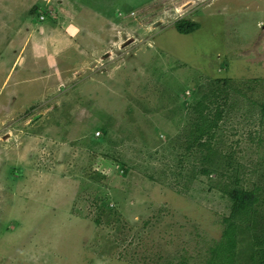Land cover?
<instances>
[{"label":"rangeland","instance_id":"1","mask_svg":"<svg viewBox=\"0 0 264 264\" xmlns=\"http://www.w3.org/2000/svg\"><path fill=\"white\" fill-rule=\"evenodd\" d=\"M263 103L264 0H0V264H206L235 181L203 160L264 191Z\"/></svg>","mask_w":264,"mask_h":264},{"label":"trees","instance_id":"2","mask_svg":"<svg viewBox=\"0 0 264 264\" xmlns=\"http://www.w3.org/2000/svg\"><path fill=\"white\" fill-rule=\"evenodd\" d=\"M37 9H34V12ZM40 17V16H39ZM183 26V25H182ZM181 32L185 31L183 28L180 29ZM229 79L225 80L222 79H215L210 83L212 85V94L208 93L207 95L211 97L217 98V101L214 103H217L216 107V114L212 118H208V116L204 113L206 109H209V105H204V102L199 103L195 109L197 111L200 110L201 115L199 117V120L195 121V132H197L196 136L193 138V142L187 147L188 149H193L197 145L199 148L198 150H203L202 148L206 145L209 147L211 139L215 136L214 132L215 129L218 127V122L222 118V106L226 105V100L228 97L229 92L228 88L232 89L231 86H228ZM223 83V84H221ZM215 84L217 85L215 88ZM214 85V86H213ZM213 88H215L213 90ZM207 97V96H206ZM219 97V98H218ZM222 100V102H221ZM262 111L261 114L264 116V103L261 105ZM196 111V112H197ZM199 122H204L199 125ZM192 131V130H191ZM193 133V131H192ZM204 138L206 139L204 141ZM203 142V143H202ZM202 143V144H201ZM203 146V147H202ZM208 157L203 160L205 163H211L213 166H215L214 169H208V168H201L200 172L205 175H209L211 178L216 175L218 172L223 175L228 174L234 176V188L233 189H225L224 193L227 194L230 198L233 199V205H232V213L231 216L225 219V230L223 232V238L221 242L216 245L215 247H210L209 251L211 255L208 258H205L206 264H211L212 259L214 256H219L220 260L217 262L218 264H234L236 260L235 252L237 249V241L236 236L239 232V225L237 223L238 219H242L243 221L251 220V216L253 214V210H255V213H258V208L262 207L263 205V197H264V191L259 185L254 186L250 189H243L240 186L241 180H242V174H241V166L236 164V160L232 155H228L226 157L223 164H219L217 162V159L214 156V153L212 149H208ZM216 155L219 156V150L216 149ZM222 157V156H221ZM212 158H215L216 162L212 160ZM216 163V164H215ZM262 211L261 214H258L259 217H264V210L260 209ZM252 224L255 223V220H251ZM261 227V234L255 233L254 239L249 240V250L251 254V259L255 261V264H264V223L260 225ZM252 228V227H251ZM246 229V227H245ZM186 264V263H185ZM214 264V263H213Z\"/></svg>","mask_w":264,"mask_h":264}]
</instances>
